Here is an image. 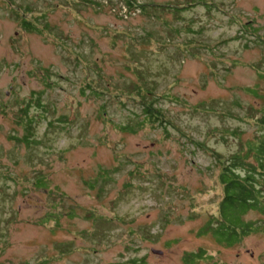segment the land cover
I'll return each instance as SVG.
<instances>
[{"label": "rangeland", "instance_id": "374dc122", "mask_svg": "<svg viewBox=\"0 0 264 264\" xmlns=\"http://www.w3.org/2000/svg\"><path fill=\"white\" fill-rule=\"evenodd\" d=\"M203 1L0 0V264H262L264 231L241 248L197 231L222 196L211 151L257 134L264 0ZM136 86L162 123L136 125Z\"/></svg>", "mask_w": 264, "mask_h": 264}, {"label": "trees", "instance_id": "16d2710c", "mask_svg": "<svg viewBox=\"0 0 264 264\" xmlns=\"http://www.w3.org/2000/svg\"><path fill=\"white\" fill-rule=\"evenodd\" d=\"M197 1L198 3L207 4L203 0ZM124 5L130 8L135 5V0H124ZM136 5L143 8H140V10H144V7H152L154 5L156 7L163 6L152 3ZM23 10L24 13L30 11L28 7L23 8ZM21 27L26 31L39 32L41 30L35 20H26L25 18L21 19ZM259 40L264 44V33L259 37ZM259 76L264 77V74L260 73ZM45 78H47L46 75L44 76ZM45 86H48V84L45 83ZM142 89L138 86L135 87L142 116V119L136 125L139 126L146 122L153 123L156 120L162 123L163 120L161 117L163 115L161 109L154 106L155 98H149V93L147 91L144 93ZM248 91L255 98L262 99L264 102V95L259 94L256 88H248ZM90 93L96 94V91L93 90ZM98 93H103V91L100 90L97 92V95ZM34 101L36 105L43 108L40 97L37 94L34 97ZM27 105L20 108L19 116V119L24 121L26 135L22 138H15L25 144H29L30 141L33 142L27 135L30 133L27 128H30L31 123V118L27 114ZM254 122L258 130L257 134L251 139L241 140V132L231 130L230 133L239 139V146L236 151L227 156L211 151L214 163L218 166L217 179L221 186L222 196L217 205V214L209 218L198 229L197 234H209L218 245L226 248L231 246L236 240V230L247 231V233L252 230L264 231V225L260 226L252 220H245V215L251 211L264 214V104L259 105L258 116ZM123 129L132 130L130 126H124ZM34 184L39 188L46 186V183L41 177L36 178ZM204 257V250L198 249L195 252L184 253L182 262L184 264H195Z\"/></svg>", "mask_w": 264, "mask_h": 264}, {"label": "flooded vegetation", "instance_id": "af4514ba", "mask_svg": "<svg viewBox=\"0 0 264 264\" xmlns=\"http://www.w3.org/2000/svg\"><path fill=\"white\" fill-rule=\"evenodd\" d=\"M235 236H236V240L233 242V244L231 246H229L227 248H230V247L241 248L242 246H244L243 240L247 236V231L236 230ZM247 252H248V250L246 248L244 249V252H240V251L238 252V249H237V252L234 254V256H236V259H237L236 264H246V258H245V255L243 256V254H246ZM249 254H250V257H253L252 252H250ZM258 257H259L258 261H260L262 264H264V261H263L264 249L258 253Z\"/></svg>", "mask_w": 264, "mask_h": 264}, {"label": "water", "instance_id": "95a60500", "mask_svg": "<svg viewBox=\"0 0 264 264\" xmlns=\"http://www.w3.org/2000/svg\"><path fill=\"white\" fill-rule=\"evenodd\" d=\"M151 252L156 253V254H161V253H162V251H160V250H155V249H151Z\"/></svg>", "mask_w": 264, "mask_h": 264}]
</instances>
